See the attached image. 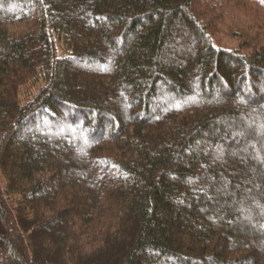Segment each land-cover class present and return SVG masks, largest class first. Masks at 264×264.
<instances>
[{
    "label": "trees",
    "instance_id": "obj_1",
    "mask_svg": "<svg viewBox=\"0 0 264 264\" xmlns=\"http://www.w3.org/2000/svg\"><path fill=\"white\" fill-rule=\"evenodd\" d=\"M196 1L0 0V264H264V15Z\"/></svg>",
    "mask_w": 264,
    "mask_h": 264
},
{
    "label": "rangeland",
    "instance_id": "obj_2",
    "mask_svg": "<svg viewBox=\"0 0 264 264\" xmlns=\"http://www.w3.org/2000/svg\"><path fill=\"white\" fill-rule=\"evenodd\" d=\"M18 4L19 2L10 7H15ZM195 8L199 13L200 21L207 26L214 42H216V44L220 46H225L226 48L243 46V42L245 40L243 39L244 36L242 35V29L244 26L241 23L242 21H245V23H253V19L256 15H264V5L258 3V0H197L195 3ZM98 20L100 22H103L102 19ZM179 35L180 34L177 32L174 33V36L170 41V43L172 44V51L170 53L165 52L164 57L162 58V61L167 66L172 64L178 67L182 66L183 62L188 58V56H185L184 58L181 57V54H179L180 47H186L188 49L193 48V45L191 43H180V41L178 40ZM106 51L107 55L109 56L108 50ZM97 68H102V66L97 64L96 69ZM191 78L194 81L197 80V78H194V76H191ZM212 88L214 93L218 96L220 94L219 89L213 86ZM191 91H193V93L190 96L183 98L181 101L188 102L192 98L196 97L197 92L195 89V83L191 85ZM120 100L122 104H124V106L122 105L120 107V110L122 111L124 117L127 118L128 110L125 103L127 102L128 97L122 96ZM154 100L163 103V108L161 109V111L170 110L175 106L177 102H179V99L172 98L170 94H166L164 93V91H160L154 97ZM158 108L159 107L156 104L152 103L151 111H155ZM63 127L64 124H61L57 127H52L47 125L46 123H42L40 126H38V128L36 127V129L34 130L41 131L46 129L48 130L50 128L53 129L54 133H59ZM78 132L80 134L79 136L83 138V135H81L82 132L80 130ZM18 134L24 136L28 133L24 132V129H21L20 131H18ZM210 140L208 139L207 143L204 140L199 143V145L205 146V152H211L210 150L212 141ZM0 185H4V180L2 179L1 175Z\"/></svg>",
    "mask_w": 264,
    "mask_h": 264
}]
</instances>
